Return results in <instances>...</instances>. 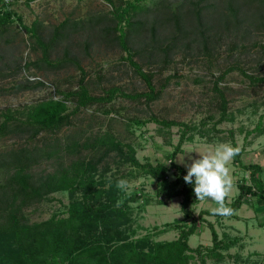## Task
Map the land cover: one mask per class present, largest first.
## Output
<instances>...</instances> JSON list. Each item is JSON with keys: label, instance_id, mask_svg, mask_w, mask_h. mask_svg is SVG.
<instances>
[{"label": "trees", "instance_id": "trees-1", "mask_svg": "<svg viewBox=\"0 0 264 264\" xmlns=\"http://www.w3.org/2000/svg\"><path fill=\"white\" fill-rule=\"evenodd\" d=\"M31 1L34 0H27V3ZM106 1L112 6L108 13L91 16L86 21L66 19L45 34L40 20L31 25L25 24L22 16L10 9L11 2L0 0V79L16 76L22 69L57 70L68 63H74L83 70L78 51L71 48H74L76 32L87 29L92 33V40L85 44L86 53L89 50L86 46L96 40L121 48L148 89L127 93L114 85L102 94H93L83 70V77L76 88L55 87V94L61 98L46 97L26 105L22 111L8 108L0 114V138L18 136L36 140L42 133L54 135L53 140L43 139L42 144L14 147L0 153V264H208L210 258L223 259L220 249H229L237 242L238 238H221L214 225L209 223L213 246L199 244L192 247L189 243V238L197 231L198 218L204 214L214 215L210 210H202L200 216H195L193 204L197 201L193 185L184 181L187 170L176 160L177 155L184 151L183 144L193 141L195 126L160 119L156 115L136 121L138 124L153 121L167 128H182L178 143L168 155V161H171L168 164L162 161L154 164L150 160L142 162L136 156L134 145L122 140L111 126L103 131L84 129L63 137L57 135L74 124L73 117L81 110L93 106L101 110L117 97L148 104L154 102L171 77L168 76L157 88L156 73L146 71L143 64L135 59L136 56L147 59L150 65L158 64L162 69L169 67L181 50L188 56L196 55L199 50V53L210 57L219 42L218 34L235 31L243 22L264 27V0H180L176 4L158 0L153 6L144 3V0H126L119 4L114 0ZM15 21H18L21 31L28 34L33 49L41 51V56L24 60V64L13 58L12 39L7 37ZM63 41L68 44L57 49ZM54 51L58 53L55 59L52 58ZM234 70H240L250 83L264 85V76L248 73L236 64L222 72L214 87L220 117L211 131L221 132V129L214 130L216 125L234 119L226 88L219 86L227 73ZM37 87H46V82L27 79L16 83L13 89L22 91ZM68 102L74 103V106L70 108ZM208 131L199 130V133L207 136ZM254 131L264 132L261 121ZM230 132L233 136V131ZM233 143L237 147L236 142ZM242 154L240 150L233 163L250 172V182L246 177L238 181L239 194L230 204L234 213L249 198L254 197L258 203L264 204V167L259 163H244ZM54 158L51 170L42 174L33 172L36 165ZM102 162L104 165L100 170ZM113 162L128 164L137 170V174H134L135 170L128 172L132 177L143 175L154 178L158 203L164 204L181 197L184 218L167 222L161 229L155 228L156 233L177 230V238L154 240L146 234L127 240L121 225L130 219V203L143 200L145 196L142 192L119 195L116 182L121 177L115 178L109 188L102 187L108 181L106 174ZM171 171H176L174 178L169 176ZM60 191L71 195L66 214L65 211L63 214L56 212L45 220H28L25 209L53 200L52 194ZM150 202V198L145 199V204ZM188 219L191 222H186Z\"/></svg>", "mask_w": 264, "mask_h": 264}, {"label": "rangeland", "instance_id": "rangeland-1", "mask_svg": "<svg viewBox=\"0 0 264 264\" xmlns=\"http://www.w3.org/2000/svg\"><path fill=\"white\" fill-rule=\"evenodd\" d=\"M8 1L11 2L10 9L21 15L25 24L31 25L35 20H40L43 23L45 34L66 19L86 21L91 16L96 17L112 10V6L106 0H34L29 4L27 0ZM114 1L119 4L126 0ZM156 1L158 0H144L143 2L153 6ZM168 1L176 4L180 0ZM246 9L248 15V6ZM91 35L90 30H78L74 35L76 37L74 48L71 49L78 51L81 67L86 71L85 80L93 94H102L105 89L114 85L120 86L127 93L148 90L145 82L126 59L127 53L121 48L96 40L89 47L86 46L89 48L86 53L85 44L92 40ZM218 35L219 42L212 56L207 57L204 53H199L198 49H196L198 50L196 55L188 56L181 50L166 69H162L158 64L150 65L147 59L136 56L135 59L143 64L146 71L156 73L157 88H160L168 76L171 77L160 97L148 104L145 101L120 96L106 104V107L101 110L97 106L83 109L74 115V124L64 128L57 137L84 129L103 131L111 126V129L122 140L134 145L137 151L136 156L142 162L150 160L154 164L158 161L167 163L169 162L168 155L179 141L182 128L180 126L167 128L153 121L143 124L136 122L138 119L147 120L151 115H156L160 119L187 122L196 127L193 141H186L183 144L184 151L177 155L176 160L184 156V160L190 163V157H198L196 151H211L220 143L233 145L235 141L237 147L243 152L241 158L244 163H259L264 167V132L254 131L260 121L264 127V85L250 83L240 70L227 73L219 86L226 88L230 111L234 114V119L218 123L217 129L214 130L221 129V132L211 131L220 117L218 95L214 89L217 77L235 64L246 69L248 73L264 76V27L258 28L253 24L248 25V22H243L239 29ZM7 37L12 39L13 58L20 60L21 63L24 64L26 60H34L41 56L40 50L33 49L32 41L28 40V34L21 31L18 21L12 25ZM65 44H68L67 41H63L57 49H61ZM57 55L58 53L54 51L52 58L55 59ZM83 70L74 63H68L66 67L57 70L22 69L16 76L0 79V114L8 108L13 111H22L26 105L46 97L61 98L60 95L55 94V87L76 88L78 81L83 77ZM34 72L37 73L32 74ZM27 79L44 80L46 87L22 91L13 89L16 83ZM68 105L72 108L74 103L68 102ZM105 109L109 112H104ZM199 130H209V134L202 136ZM230 131H233V136ZM53 136L52 134L46 136L42 133L36 140H26L18 136L3 137L0 138V153L14 147H33L39 143L42 144L43 139L53 140ZM55 160V158L50 161L46 160L36 165L33 172L42 174L51 170V163ZM103 165L104 162L101 163L100 170ZM180 165L185 168L183 164ZM228 167L233 181L226 200L230 206L240 191L238 181L244 177L249 179L250 172L244 170L239 164L233 163V160ZM131 170L135 169L128 164L111 163V170L106 174L108 181L102 186L109 188L115 178L121 177L128 181L129 187L126 192L116 190L119 195L142 192L145 196L143 200L130 203V219L121 225L123 234L127 235V240L146 234H150L154 240L165 241L177 238V230L156 233L155 228L161 229L167 222L184 218L181 211V197L164 204L158 203L156 180L143 175L132 177L128 175ZM175 172L169 173L170 178L175 177ZM134 174H137V170ZM262 176L264 178L263 173ZM52 196H54L53 200H45L24 210L30 222L48 219L56 212L63 214L65 211L64 214H66L71 201L70 193L60 191ZM146 198L151 199L149 204H145ZM215 206V202L211 200L197 201L193 204L195 216H200L202 210L211 211ZM186 222H191V219ZM209 223L214 225L221 238L238 239L229 249H220L224 254L223 259L210 258L208 264H264L263 203H258L253 197L244 202L240 209L230 216L204 214L198 218L196 233L189 238L192 247L199 244L207 247L213 246L212 227ZM192 264L199 263L193 262Z\"/></svg>", "mask_w": 264, "mask_h": 264}, {"label": "clouds", "instance_id": "clouds-1", "mask_svg": "<svg viewBox=\"0 0 264 264\" xmlns=\"http://www.w3.org/2000/svg\"><path fill=\"white\" fill-rule=\"evenodd\" d=\"M196 152L198 157H190V163L184 160V156L177 160L187 169L183 179L187 184L193 185L196 201H214L216 206L211 209L214 215L230 216L234 214V209L226 202L233 186L228 164L239 154V147H234L229 143H220L214 150ZM116 187L126 192L129 183L125 179H119L116 182Z\"/></svg>", "mask_w": 264, "mask_h": 264}, {"label": "crops", "instance_id": "crops-1", "mask_svg": "<svg viewBox=\"0 0 264 264\" xmlns=\"http://www.w3.org/2000/svg\"><path fill=\"white\" fill-rule=\"evenodd\" d=\"M240 209V208H239Z\"/></svg>", "mask_w": 264, "mask_h": 264}]
</instances>
